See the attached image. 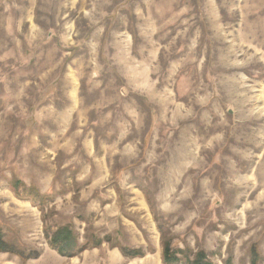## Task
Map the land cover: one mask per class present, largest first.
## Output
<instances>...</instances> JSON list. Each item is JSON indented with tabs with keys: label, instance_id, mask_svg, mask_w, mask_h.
Here are the masks:
<instances>
[{
	"label": "rangeland",
	"instance_id": "374dc122",
	"mask_svg": "<svg viewBox=\"0 0 264 264\" xmlns=\"http://www.w3.org/2000/svg\"><path fill=\"white\" fill-rule=\"evenodd\" d=\"M0 231L39 252L0 264H264V0H0Z\"/></svg>",
	"mask_w": 264,
	"mask_h": 264
},
{
	"label": "trees",
	"instance_id": "16d2710c",
	"mask_svg": "<svg viewBox=\"0 0 264 264\" xmlns=\"http://www.w3.org/2000/svg\"><path fill=\"white\" fill-rule=\"evenodd\" d=\"M18 184V182H17ZM14 184V187L18 185ZM17 185V186H16ZM23 186V184H21ZM38 195V194H37ZM49 243L53 248L57 250L59 254L72 256L83 249L86 248V244H80L76 236L72 233L70 229L67 227H61L57 229L53 235L49 238ZM99 241L95 243L97 245ZM125 251V250H124ZM0 252H9L18 255L22 259L26 260L29 258H34L39 255L38 251H26L21 248H18L14 244L8 243L4 237L2 232L0 231ZM178 253H181V256H178ZM126 255L135 256L138 254V251H125ZM163 262L166 264H210L205 258V254L202 251L197 252L193 256L189 254L187 251L173 250L168 241L163 242V252H162ZM226 264H231L230 262H226Z\"/></svg>",
	"mask_w": 264,
	"mask_h": 264
}]
</instances>
